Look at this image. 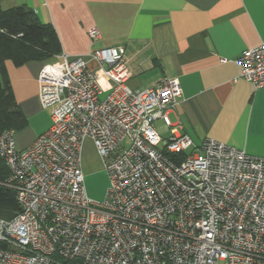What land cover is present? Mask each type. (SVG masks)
Listing matches in <instances>:
<instances>
[{"label": "built area", "instance_id": "built-area-1", "mask_svg": "<svg viewBox=\"0 0 264 264\" xmlns=\"http://www.w3.org/2000/svg\"><path fill=\"white\" fill-rule=\"evenodd\" d=\"M123 53L92 51L94 70L83 57L55 56L37 75L48 130L22 150L13 130L0 133L1 185L19 207L0 219V264H264V158L180 134L169 119L177 79L131 90ZM236 64L264 87V41ZM86 139L109 180L101 202L85 193Z\"/></svg>", "mask_w": 264, "mask_h": 264}, {"label": "crops", "instance_id": "crops-1", "mask_svg": "<svg viewBox=\"0 0 264 264\" xmlns=\"http://www.w3.org/2000/svg\"><path fill=\"white\" fill-rule=\"evenodd\" d=\"M14 7L28 8L41 23L51 25L61 53L69 59L83 57L91 70L96 69L88 57L92 51L122 47L128 72L125 84L131 90L176 78L181 96L169 119L195 145L210 138L264 158V87L254 89L240 78L236 64L243 51L264 41V0L0 2L2 10ZM93 28L98 32L96 39L88 36ZM54 61L21 66L5 61L14 100L27 120L26 127L14 133L18 150L50 126L38 100L37 75ZM157 130H164L162 124Z\"/></svg>", "mask_w": 264, "mask_h": 264}, {"label": "trees", "instance_id": "trees-1", "mask_svg": "<svg viewBox=\"0 0 264 264\" xmlns=\"http://www.w3.org/2000/svg\"><path fill=\"white\" fill-rule=\"evenodd\" d=\"M60 53L54 29L41 23L32 10L25 7L0 8V133L5 129L18 132L27 125L14 100L5 61L21 66L30 61L48 60ZM7 177L8 170L0 159V219L3 220H11L19 211L13 191L1 185Z\"/></svg>", "mask_w": 264, "mask_h": 264}, {"label": "rangeland", "instance_id": "rangeland-1", "mask_svg": "<svg viewBox=\"0 0 264 264\" xmlns=\"http://www.w3.org/2000/svg\"><path fill=\"white\" fill-rule=\"evenodd\" d=\"M104 95H101V98ZM161 126L160 122L155 123L156 129ZM163 137L166 134H162ZM82 151V168L84 176V188L86 196L93 202H101L104 198L105 192L109 186V180L106 171L102 167L100 158L95 151L92 142L84 143ZM84 164L87 165L88 169L84 170Z\"/></svg>", "mask_w": 264, "mask_h": 264}]
</instances>
